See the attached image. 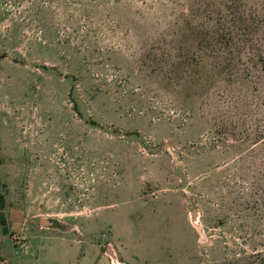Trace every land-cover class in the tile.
Instances as JSON below:
<instances>
[{
    "label": "rangeland",
    "instance_id": "1",
    "mask_svg": "<svg viewBox=\"0 0 264 264\" xmlns=\"http://www.w3.org/2000/svg\"><path fill=\"white\" fill-rule=\"evenodd\" d=\"M257 123L264 0H0V264H242Z\"/></svg>",
    "mask_w": 264,
    "mask_h": 264
},
{
    "label": "trees",
    "instance_id": "2",
    "mask_svg": "<svg viewBox=\"0 0 264 264\" xmlns=\"http://www.w3.org/2000/svg\"><path fill=\"white\" fill-rule=\"evenodd\" d=\"M234 21H235V17H231L229 15H222V16H219L213 19V23L215 25H212V26L224 28V27H221L220 25L224 24L225 22H229L230 25H228L226 28H230ZM231 28H234V27H231ZM234 32L232 33L230 30L224 31L220 29L214 33L213 39H214V43L218 46V49L222 51V50H227L230 47V45L233 43V35L235 34ZM258 127H259V124L256 127V133H257L256 140L257 141L255 142H258L264 139V134L259 131ZM252 190L253 191L250 193V195L255 196V198H253L254 200H252L253 208L255 210L264 211V189L261 187H257ZM1 203H2V200L0 196V206H1ZM240 261L242 264H264V249L259 250V251L253 250L249 254H243L240 258Z\"/></svg>",
    "mask_w": 264,
    "mask_h": 264
},
{
    "label": "water",
    "instance_id": "3",
    "mask_svg": "<svg viewBox=\"0 0 264 264\" xmlns=\"http://www.w3.org/2000/svg\"><path fill=\"white\" fill-rule=\"evenodd\" d=\"M193 214V213H192Z\"/></svg>",
    "mask_w": 264,
    "mask_h": 264
}]
</instances>
